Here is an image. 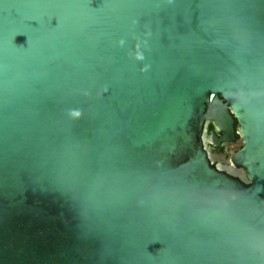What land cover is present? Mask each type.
I'll use <instances>...</instances> for the list:
<instances>
[{
	"label": "water",
	"instance_id": "95a60500",
	"mask_svg": "<svg viewBox=\"0 0 264 264\" xmlns=\"http://www.w3.org/2000/svg\"><path fill=\"white\" fill-rule=\"evenodd\" d=\"M0 264H264V0H0Z\"/></svg>",
	"mask_w": 264,
	"mask_h": 264
},
{
	"label": "flooded vegetation",
	"instance_id": "af4514ba",
	"mask_svg": "<svg viewBox=\"0 0 264 264\" xmlns=\"http://www.w3.org/2000/svg\"><path fill=\"white\" fill-rule=\"evenodd\" d=\"M234 128L237 130L236 122ZM213 134L218 139H221L223 136V133L216 130L213 123L210 121L202 132V144L211 166L227 175H229L228 171L236 175L240 174L241 169L236 168L232 162V156L241 148L240 136L235 132V138L232 142L219 141L218 144H215L212 141Z\"/></svg>",
	"mask_w": 264,
	"mask_h": 264
}]
</instances>
